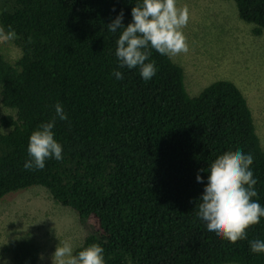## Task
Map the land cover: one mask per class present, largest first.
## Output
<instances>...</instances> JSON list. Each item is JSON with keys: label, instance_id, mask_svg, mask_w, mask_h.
Here are the masks:
<instances>
[{"label": "trees", "instance_id": "16d2710c", "mask_svg": "<svg viewBox=\"0 0 264 264\" xmlns=\"http://www.w3.org/2000/svg\"><path fill=\"white\" fill-rule=\"evenodd\" d=\"M227 1L239 20L256 26L255 35L264 30V0ZM141 2L0 0V26L15 30L11 43L19 53L11 62L0 50V201L30 187L43 190L88 226L74 254L98 244L105 264H264V254L252 253L248 242L264 239V218L247 230V239L232 244L208 231L196 208L209 165L236 150L253 156L254 199L264 206V140L239 88L252 59L240 53L233 68L241 71L227 75L210 66L221 64L212 59L200 72L212 79L204 85L184 65L197 54L194 42L175 56L153 49L157 74L145 81L139 68L119 67L120 32L107 29L121 10L126 27ZM186 68L198 88L192 97L184 86ZM57 103L68 116L57 118L53 129L63 159L26 170L30 135L55 116ZM40 252L33 240H11L0 258L39 264Z\"/></svg>", "mask_w": 264, "mask_h": 264}, {"label": "clouds", "instance_id": "9594fccd", "mask_svg": "<svg viewBox=\"0 0 264 264\" xmlns=\"http://www.w3.org/2000/svg\"><path fill=\"white\" fill-rule=\"evenodd\" d=\"M131 16V23L125 27L124 12L121 10L107 25L109 32H120L115 52L120 68H139L141 77L149 81L157 74L156 65L150 60L153 49L164 56L189 51L182 31L189 20L186 5L177 7L176 0H142L132 7ZM15 36L11 25L7 30L0 26V40H12ZM259 57L261 59V55ZM200 74L197 73V76ZM113 75L117 80L123 79L120 71H114ZM54 108L55 116L41 123L30 135L27 149L29 159L24 164L26 170H43L46 160L63 159L62 145L54 138L53 129L57 118L66 121L68 116L62 104L57 103ZM253 162V156L242 150L228 151L218 156L208 167L207 183L196 205L197 216L206 222L207 230L232 244L247 239V230L264 218V206L254 199L258 193L255 188L257 180L251 170ZM196 180L204 183L199 172ZM29 240L34 241L33 237H29ZM248 242L252 253L264 254V239L254 238ZM104 251L100 245L92 244L74 254L70 242L59 241L52 255V264H105ZM40 259L44 260L45 257L41 255Z\"/></svg>", "mask_w": 264, "mask_h": 264}, {"label": "rangeland", "instance_id": "374dc122", "mask_svg": "<svg viewBox=\"0 0 264 264\" xmlns=\"http://www.w3.org/2000/svg\"><path fill=\"white\" fill-rule=\"evenodd\" d=\"M176 3L177 7L183 3L194 6L189 12L186 29L190 31L187 43H195L197 54L185 66H192L200 73L215 59L221 64L210 66L217 67V72L224 71L227 75L229 72L241 71L240 68H233V61L238 59L240 53H243L245 59H252L253 63L246 65L240 73L247 78L239 83V88L245 93L253 112L256 131L261 141L264 140V31L259 36L255 35L253 30L256 26L239 20L232 1L177 0ZM0 50L11 62L19 54L11 40H0ZM222 60L228 67L224 66L226 64ZM190 71L187 68L184 71V84L188 94L194 96L198 88L189 75ZM206 74L198 75L199 84L206 85L212 81L206 79ZM33 188L10 193L1 199L0 251L11 240L33 237L41 247L39 264H52V255L59 241L70 242L74 251L89 234L88 226L79 221L75 211L56 204L43 190ZM41 255L45 257L44 260L40 259ZM5 261L12 264L9 254L0 258V264H5Z\"/></svg>", "mask_w": 264, "mask_h": 264}, {"label": "bare ground", "instance_id": "6f19581e", "mask_svg": "<svg viewBox=\"0 0 264 264\" xmlns=\"http://www.w3.org/2000/svg\"><path fill=\"white\" fill-rule=\"evenodd\" d=\"M6 163H7V161H6ZM8 164V163H7ZM9 165V164H8ZM3 167H5V164H4V166Z\"/></svg>", "mask_w": 264, "mask_h": 264}]
</instances>
